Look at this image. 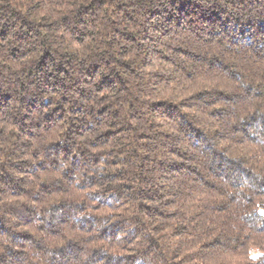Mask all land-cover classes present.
Instances as JSON below:
<instances>
[{
    "label": "trees",
    "instance_id": "16d2710c",
    "mask_svg": "<svg viewBox=\"0 0 264 264\" xmlns=\"http://www.w3.org/2000/svg\"><path fill=\"white\" fill-rule=\"evenodd\" d=\"M0 264H264V0H0Z\"/></svg>",
    "mask_w": 264,
    "mask_h": 264
},
{
    "label": "snow or ice",
    "instance_id": "6c2138e0",
    "mask_svg": "<svg viewBox=\"0 0 264 264\" xmlns=\"http://www.w3.org/2000/svg\"><path fill=\"white\" fill-rule=\"evenodd\" d=\"M255 258H256L255 256L252 257V259H255Z\"/></svg>",
    "mask_w": 264,
    "mask_h": 264
},
{
    "label": "clouds",
    "instance_id": "9594fccd",
    "mask_svg": "<svg viewBox=\"0 0 264 264\" xmlns=\"http://www.w3.org/2000/svg\"><path fill=\"white\" fill-rule=\"evenodd\" d=\"M35 19H39V17H35Z\"/></svg>",
    "mask_w": 264,
    "mask_h": 264
}]
</instances>
